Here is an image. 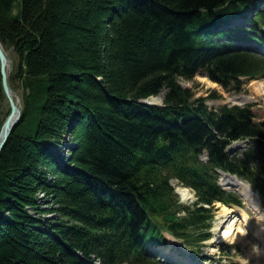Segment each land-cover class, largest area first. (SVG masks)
Wrapping results in <instances>:
<instances>
[{"label": "trees", "instance_id": "16d2710c", "mask_svg": "<svg viewBox=\"0 0 264 264\" xmlns=\"http://www.w3.org/2000/svg\"><path fill=\"white\" fill-rule=\"evenodd\" d=\"M253 3L0 0V42L22 107L0 154V264H157L146 247L165 232L202 245L212 213L201 203L215 197L216 167L245 171L224 145L253 123L246 109L209 112L178 79L198 67L223 82L264 74L260 57L210 49L204 38L209 24ZM164 88L165 105L138 102ZM66 134L76 144L60 162L49 145ZM173 177L198 200L181 202Z\"/></svg>", "mask_w": 264, "mask_h": 264}, {"label": "rangeland", "instance_id": "374dc122", "mask_svg": "<svg viewBox=\"0 0 264 264\" xmlns=\"http://www.w3.org/2000/svg\"><path fill=\"white\" fill-rule=\"evenodd\" d=\"M243 80H244V84L242 85V89L240 91L227 90L224 87H222L219 83L217 82L213 83L207 76H204L203 72L201 71L197 73L193 79L181 78V83L183 84V86L192 88L194 94H196L197 96L207 95L210 93V91H217L218 93H221L222 96L218 99L215 98L208 99V104H210L213 107H216L217 105H220L222 103H235L237 101H245L246 104H250L252 106L254 112L256 113V119L257 120L263 119L264 118V79L260 80V78L250 79L247 77H243ZM18 97L21 101V95L18 94ZM153 99L157 100V97ZM9 105H10L9 101L7 103L0 104V124L3 122L2 119L7 114ZM173 183L175 185H178V180L174 179ZM192 196L193 197H190L189 199H184L183 202L191 204V202L195 199V196L194 195ZM221 210L215 211V219L213 226V231H215V233L219 222H222L223 220V214ZM249 211H252L251 213L254 215L258 214L256 211L254 212V210L249 209ZM175 239H176L175 237H171V236L169 237L170 242ZM222 243H225L226 245L224 244L222 245ZM251 244L252 243L243 244L242 242H226V241L220 243L218 242L212 243V240H210L208 241L207 246L203 248L204 254L208 257L204 258V255H202V256H198L197 259L201 261L203 264H209V263L210 264H256L258 262V258L253 255L251 256L250 259L249 256L248 249H250ZM251 254H252V247H251ZM248 259H250V261ZM260 261L262 262L264 261V256L260 257Z\"/></svg>", "mask_w": 264, "mask_h": 264}, {"label": "bare ground", "instance_id": "6f19581e", "mask_svg": "<svg viewBox=\"0 0 264 264\" xmlns=\"http://www.w3.org/2000/svg\"><path fill=\"white\" fill-rule=\"evenodd\" d=\"M153 98L152 99L150 98L149 101H153ZM231 180H235V178L233 177ZM232 184L238 186L240 183L232 181ZM243 189L245 194H248L250 192L247 185H243ZM178 191L184 199H189L193 195L191 190L182 186L178 187ZM251 193L253 192L251 191ZM221 211L224 216V219L222 220V222L219 223L217 227V230L218 228L221 227L220 228L221 230H219V232L217 231V234L219 233L218 238L230 242H242L244 244L248 243L249 238L247 235V230H245L242 226L243 221H246V223L249 226V221H248L249 218L247 216V213L244 211V209L241 208L234 209L223 205ZM251 227L258 235L257 241L252 246V255L260 258V256L264 254V249L260 245V244H264V223L256 222L253 225H251ZM160 248L165 252H170V249L168 247L161 246ZM256 264H263V263L258 261Z\"/></svg>", "mask_w": 264, "mask_h": 264}, {"label": "water", "instance_id": "95a60500", "mask_svg": "<svg viewBox=\"0 0 264 264\" xmlns=\"http://www.w3.org/2000/svg\"><path fill=\"white\" fill-rule=\"evenodd\" d=\"M0 61H1V70L3 75V87L11 107V111L9 115L6 117L0 129V154H1L3 148L5 147V145L9 140L11 133L13 132V130L15 129V127L22 118V107L19 104L20 99L18 95L15 94L8 80L10 73V70H8V67L10 65V58L8 56L7 50H5L1 42H0Z\"/></svg>", "mask_w": 264, "mask_h": 264}]
</instances>
